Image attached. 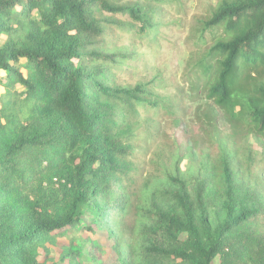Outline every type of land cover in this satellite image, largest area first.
I'll return each mask as SVG.
<instances>
[{"label":"trees","instance_id":"16d2710c","mask_svg":"<svg viewBox=\"0 0 264 264\" xmlns=\"http://www.w3.org/2000/svg\"><path fill=\"white\" fill-rule=\"evenodd\" d=\"M164 2L0 0V264H80L81 242L60 261L38 249L81 228L110 242L109 264H264V155L241 144L264 139V0L193 16L175 95L157 72L119 76ZM161 115L188 128L184 169ZM152 144L144 170L132 158Z\"/></svg>","mask_w":264,"mask_h":264},{"label":"rangeland","instance_id":"374dc122","mask_svg":"<svg viewBox=\"0 0 264 264\" xmlns=\"http://www.w3.org/2000/svg\"><path fill=\"white\" fill-rule=\"evenodd\" d=\"M164 1V3L159 5L161 12L157 15L159 23L155 35L158 36V39L147 45L134 44L133 47L136 49L135 51L138 56L136 59L126 62V65L119 72V76L123 82L133 84L139 80H149L157 72L162 81L159 82L155 90L160 93H172L175 95L177 93L174 90L175 87H186V81L182 74L185 71V59H187L188 53L192 49V39L191 37L189 38V34L193 16L207 11L210 6L216 3V0ZM114 36L117 37L118 46L125 48L128 47L127 45H130L128 43V34L116 32ZM188 101L183 100L181 104L186 105L185 112H188L187 119L190 117L189 114L193 110V107H196V104L190 102L191 100ZM178 110L179 116H182V109ZM182 120H186V117H182ZM219 121L218 128L223 135H227L229 133L227 125L223 123L222 119H219ZM155 125L175 138L182 147L184 152L181 167L184 169L190 159V152L193 150L187 126L184 122L176 123L173 118L166 115H161L154 122ZM241 144L243 147L251 144L252 148L259 153L257 158L262 160V156L264 155V139L262 137L249 135L246 140H242ZM154 147L153 144L152 146L150 145V148L145 146L143 152L136 154L132 158L144 170L147 169V161ZM148 148L149 150H147ZM128 219V216H126L124 221L128 222ZM56 232L54 231L53 233ZM126 234L128 235L129 232ZM91 239H94L97 243L88 241ZM78 242L81 243L77 244ZM70 243L81 247L83 255L79 257L80 264H95L97 260L104 264L114 262L115 252L112 250L111 244L106 237L99 232L92 233L88 229L83 228L68 232L63 236L57 235L53 243H45V247L38 249L39 258L42 259L47 254L46 256L50 259V262L60 261L61 253ZM126 250L128 252V249ZM89 253L90 256L95 257L94 260L84 258V255ZM61 264H68V260H63Z\"/></svg>","mask_w":264,"mask_h":264}]
</instances>
